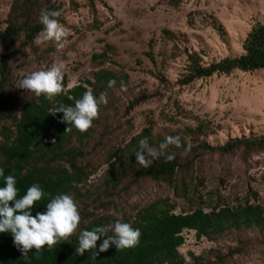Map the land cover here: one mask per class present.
<instances>
[{
  "label": "rangeland",
  "instance_id": "rangeland-1",
  "mask_svg": "<svg viewBox=\"0 0 264 264\" xmlns=\"http://www.w3.org/2000/svg\"><path fill=\"white\" fill-rule=\"evenodd\" d=\"M14 1L0 0V31L6 28ZM51 1L59 7L60 23L70 31L68 42L50 53L47 63L38 61V57L55 41L40 45L33 41L20 52L0 46V60L2 54L11 55L12 95L27 73L47 70L60 61L66 64L65 91L85 80L93 81L102 68L128 74L124 90L118 91L112 104L100 107L97 133L83 150L81 161L95 170L90 184L84 186L96 191L90 209H97L98 203L93 200L102 196L101 203L110 204L106 211L96 212L122 221L133 220L140 207L159 198L175 203L176 213L190 211L186 200L166 184L150 179L137 181L132 171L122 175L123 183L117 189L104 192L111 164L119 162L112 153L149 127L154 140L180 136L194 144L187 129L203 123L207 130L200 140L214 147L236 138L264 135L263 70L235 71L182 84L190 73L187 57L193 52L201 55L206 66L244 54L243 44L253 26L264 23V0H178L177 6L171 0H94L95 16L89 0ZM96 18L98 29L92 26ZM165 30L175 38H166ZM107 46L112 47L109 59L94 63L92 56L104 52ZM6 91L9 89L3 93ZM27 94L26 90L20 92L22 97ZM142 96L147 99L135 104ZM12 115L5 120L7 125H12L18 112ZM104 128L101 135L99 130ZM200 154L195 162L200 183L197 196L206 212L212 210L209 202L214 205L219 201L231 207L249 203L264 208V150L250 155L242 150ZM183 236L185 244L179 251L185 264H264V232L229 233L210 240L185 230Z\"/></svg>",
  "mask_w": 264,
  "mask_h": 264
},
{
  "label": "trees",
  "instance_id": "trees-1",
  "mask_svg": "<svg viewBox=\"0 0 264 264\" xmlns=\"http://www.w3.org/2000/svg\"><path fill=\"white\" fill-rule=\"evenodd\" d=\"M171 4L177 6L178 0H171ZM91 10L97 15L94 0H89ZM58 10L59 7L51 0H15L6 20V28L0 31V46L4 49L16 48L13 52H20L33 43L35 37L43 29L39 22V14L42 8ZM63 20L60 16L57 18ZM93 28L98 29L100 23L94 20ZM168 39L175 35L164 31ZM55 42L49 43L41 50L38 61L48 62L49 55L57 50ZM111 46L101 54H94V63L103 64L109 59ZM244 54L238 57H227L219 62L209 65L202 63L199 53L188 55L190 73L182 81L183 85L192 83L201 78H209L214 75H230L235 71L255 72L264 71V23L253 26L243 44ZM37 52V51H35ZM10 53L2 54L0 60V168L4 170V176L13 175L16 179L18 197H23L28 188L33 184H39L45 196L37 201L33 209H29L35 216L38 212L46 211L47 204L61 194H70L78 203L81 222L77 232L66 240L57 243L52 248L45 246L39 253L33 248L24 258L21 251L14 245L10 232L0 233V264H185L186 260L179 248L185 244L183 232L195 231L198 238L206 237L210 240L224 234L240 233L245 235L249 231L264 232V208L259 204L226 205L219 201L214 205L209 202L212 210L205 211L201 205V198L197 196L199 178L195 162L201 156V152L219 151L223 154L242 150L245 155H250L264 150V135L259 137H242L228 141L221 147L209 145L201 141V135L207 130L203 123L195 128H188L187 132L191 140V149L185 154L188 142L184 139L182 147L169 146L166 155L174 153L175 159L166 160V155L153 161L150 167H143L136 162V152L140 151L139 142L147 139L150 146H158L164 138L152 139L151 128H145L141 134L134 136L124 145L123 149L112 153V162L108 177L103 183L104 192L117 189L122 183V175L133 172L137 181L150 179L156 183H164L170 187L176 196L183 197L190 205V211L176 213V204L169 199L159 198L145 206L123 222L129 223L134 229H139L141 237L136 247L117 250L115 245L110 246L106 252L99 253L92 258L93 252L86 251L82 256L77 255L78 238L80 232L92 230L98 226L114 224L117 218L111 215H100L96 210L106 211L109 202L101 203V196L93 201L98 203L97 209L91 210L89 204L95 192L86 190L95 170L81 159L83 150L97 133L98 119L85 132L76 129L71 123L63 121V113L54 114V109L60 105L75 106V101L81 99L83 94L91 89L93 95L99 97L101 93H107V99L112 104L121 83L127 86L129 75L117 74L109 69H99L92 80H85L84 84L74 86L65 91L67 87L64 77V91L49 100L45 95L36 96L28 93L20 96L24 89L19 88L12 95L14 76L10 70ZM148 56L153 59L151 53ZM114 80L115 86L108 87V82ZM6 95L3 93L5 89ZM12 95V96H11ZM146 96L136 99L135 104L146 100ZM133 105V104H132ZM105 105H101L100 107ZM15 115L12 125H7L5 120ZM69 131L66 132V129ZM107 128V127H106ZM106 128L101 131V135ZM55 142V143H53ZM198 142V143H197ZM117 161V160H116ZM130 167V169L128 168ZM131 172V173H132ZM134 178V179H135ZM5 186L4 177H0V187ZM85 186V187H84ZM90 196V197H89ZM10 206H14L10 202ZM107 235H113L109 231ZM106 237L97 241L94 251ZM241 252L240 250H238ZM195 260V257H193Z\"/></svg>",
  "mask_w": 264,
  "mask_h": 264
},
{
  "label": "clouds",
  "instance_id": "clouds-1",
  "mask_svg": "<svg viewBox=\"0 0 264 264\" xmlns=\"http://www.w3.org/2000/svg\"><path fill=\"white\" fill-rule=\"evenodd\" d=\"M60 14L58 10H49L47 7L41 9L39 22L43 25V29L34 39L36 45L55 41L58 48L65 47L70 31L57 19ZM65 71L64 61L53 63L47 70L27 73L18 82V87L36 96L43 94L52 100L64 91ZM115 83L114 80H110L108 87H114ZM121 90H124L123 83H121ZM107 103V93H101L99 97H96L92 90L88 89L81 99L75 101L74 107L60 105L53 110V115L63 113L62 122L71 123L79 131L85 132L92 127L93 121L98 119L100 106ZM67 131H69L68 128ZM139 145L140 151H137L135 155L136 162L145 168L150 167L154 160L166 155L169 146L177 148L183 146L180 136H166L164 141L155 147L150 146L145 138L140 140ZM190 149L191 144L188 143L185 154ZM173 159H175L174 153L166 155L167 161ZM0 177L5 179V186L0 187V233L10 232L12 234L14 245L21 251L24 258H27L33 248L36 253H39L45 246L52 248L77 232L81 215L78 203L72 195H57L47 204L45 212H38L33 216L28 210L33 209L36 202L45 196L40 185L33 184L23 197L17 198L18 189L15 177L13 175L5 177L2 168H0ZM10 202H13L14 206H10ZM109 231H112L113 235H107ZM101 237H106V239L96 252L94 250ZM140 237L139 229H134L131 224L123 222L120 218L114 224L80 232L76 253L82 256L86 251H92V258H95L99 253L108 251L112 245H115L118 251L136 247Z\"/></svg>",
  "mask_w": 264,
  "mask_h": 264
}]
</instances>
